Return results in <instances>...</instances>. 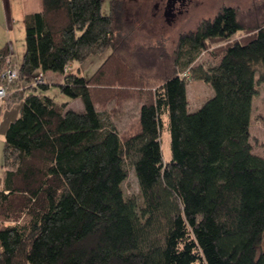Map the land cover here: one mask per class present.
<instances>
[{
  "label": "trees",
  "instance_id": "obj_1",
  "mask_svg": "<svg viewBox=\"0 0 264 264\" xmlns=\"http://www.w3.org/2000/svg\"><path fill=\"white\" fill-rule=\"evenodd\" d=\"M23 22L11 83L0 49V264H264V157L250 141L264 0L224 5L173 44L135 41L117 0L107 15L101 0H41ZM107 49L89 77L67 72ZM189 81L213 92L195 111ZM51 84L67 100L47 94ZM79 99L83 111L69 108Z\"/></svg>",
  "mask_w": 264,
  "mask_h": 264
},
{
  "label": "rangeland",
  "instance_id": "obj_2",
  "mask_svg": "<svg viewBox=\"0 0 264 264\" xmlns=\"http://www.w3.org/2000/svg\"><path fill=\"white\" fill-rule=\"evenodd\" d=\"M112 1L113 0H101V13L103 15L110 13ZM117 1L120 3V10L124 23L134 28L133 34L135 41H153L156 37L166 36L170 38L169 40L173 44L181 32L194 31L201 18L213 17L222 5L245 8L252 0H205L202 5L190 9L187 14H184L175 22L167 24L160 19L158 26L161 27L162 24V28L156 30H154L156 19H153L152 16L155 0ZM24 3L25 0H0V49L5 44L10 43L12 61L16 63H20L25 49V28L23 22ZM7 17H9V22L7 21ZM108 54L109 49L101 54L91 55L82 62H72L69 64L67 72L87 78L98 68ZM209 60L207 52H204L202 56L199 57V61L205 64H207ZM46 78L51 83H55V81L59 80V76L52 75L50 72L46 74ZM46 93L54 96L59 102L67 100V97L62 94L54 84L50 85ZM212 93V89L207 84L200 81H189L187 84V98L190 110H197ZM133 103L134 101L129 103L115 121L121 131L126 130L134 121ZM69 108L78 112L84 109L80 99L71 102ZM250 141L253 145L254 152L264 156V82L260 84L258 94L252 100ZM3 142L4 134L0 130V175L3 159ZM161 152L165 160L170 158V134L167 126L161 131ZM124 189L128 193H132L137 189L136 180L132 171L129 172V176L125 181ZM260 250L264 251V239L261 242Z\"/></svg>",
  "mask_w": 264,
  "mask_h": 264
},
{
  "label": "flooded vegetation",
  "instance_id": "obj_3",
  "mask_svg": "<svg viewBox=\"0 0 264 264\" xmlns=\"http://www.w3.org/2000/svg\"><path fill=\"white\" fill-rule=\"evenodd\" d=\"M204 1L205 0H155L154 9L152 11L153 19H156L154 30L162 28V24L161 27L158 26V22L160 19L167 24L175 22L181 16L187 14L190 9L197 8L198 6L202 5Z\"/></svg>",
  "mask_w": 264,
  "mask_h": 264
},
{
  "label": "built area",
  "instance_id": "obj_4",
  "mask_svg": "<svg viewBox=\"0 0 264 264\" xmlns=\"http://www.w3.org/2000/svg\"><path fill=\"white\" fill-rule=\"evenodd\" d=\"M5 62L7 64V67L2 72L1 77L6 83H11L12 81L16 80L18 78V65L12 64L9 60V57L7 56L5 59ZM41 75L39 76V79L41 80ZM6 93V89L4 85H0V100L3 102L4 96Z\"/></svg>",
  "mask_w": 264,
  "mask_h": 264
},
{
  "label": "crops",
  "instance_id": "obj_5",
  "mask_svg": "<svg viewBox=\"0 0 264 264\" xmlns=\"http://www.w3.org/2000/svg\"><path fill=\"white\" fill-rule=\"evenodd\" d=\"M23 9H24L23 10V15H25L27 13H30V12L39 11L41 9V0H25ZM7 21L9 22V17H7ZM7 44H8V48H9V51H10L9 52V55H10L11 63L18 65L19 63H16L15 61H12V57H11V54H12L11 46H10V43H7ZM259 155L260 156H263L261 154H259Z\"/></svg>",
  "mask_w": 264,
  "mask_h": 264
}]
</instances>
